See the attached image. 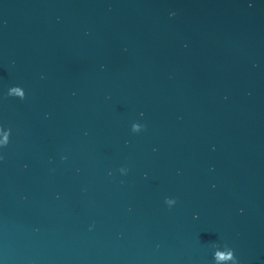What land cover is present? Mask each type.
I'll list each match as a JSON object with an SVG mask.
<instances>
[{"label": "water", "instance_id": "95a60500", "mask_svg": "<svg viewBox=\"0 0 264 264\" xmlns=\"http://www.w3.org/2000/svg\"><path fill=\"white\" fill-rule=\"evenodd\" d=\"M0 264H264V0H0Z\"/></svg>", "mask_w": 264, "mask_h": 264}]
</instances>
